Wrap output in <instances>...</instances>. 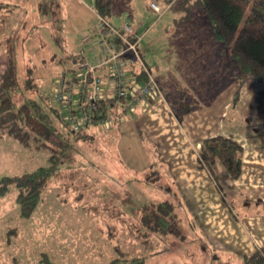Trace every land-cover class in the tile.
<instances>
[{
	"label": "rangeland",
	"instance_id": "374dc122",
	"mask_svg": "<svg viewBox=\"0 0 264 264\" xmlns=\"http://www.w3.org/2000/svg\"><path fill=\"white\" fill-rule=\"evenodd\" d=\"M171 1L166 4L165 0H112L111 14L108 17L116 26L127 22L136 30L139 36L138 50L142 58L148 66L153 69L156 67L158 74L162 76L174 73L179 66L196 57L206 43L213 41L208 17L198 0ZM0 2L8 3L11 9L9 20L1 27L0 50L6 54V48L10 45L14 50L18 82L15 98H28L40 106H43L44 100L48 107L61 115L63 109L55 96V87L61 74L67 73V77H70L73 69L76 74L82 72L73 67L71 56L82 53L89 55V45L82 42V39L91 34L96 24L93 0ZM151 2H155L163 10L161 15L152 10ZM8 40L10 43H6ZM220 57L219 68L227 76H234L237 68L228 53ZM139 68L135 63L134 69ZM204 85L202 88L200 84L192 88L184 98L185 102L192 106H202L206 100L212 102L221 88L208 80ZM168 108L164 106L161 113L164 124L170 118L169 115L176 117L174 107L170 105ZM180 116L178 122L183 124L186 114L181 113ZM49 118L57 131L70 143L69 153L73 164L70 162L69 167L62 165L60 171L63 178L48 185L44 192L66 205L71 210V215L80 217V225L84 227H70L77 230L79 237H94L108 244L101 235V230L118 244L121 251L128 252L130 257L144 256L145 264H216V256L217 259H223L205 242L195 239L198 233L184 215L179 197L177 194L169 195L166 190L170 183L169 167L160 160L150 138V135L156 134L157 126L148 123L146 128H142L141 120L138 122L140 115L125 114L121 120L112 119L107 127L102 123L97 126L90 124L88 133L94 132L93 139L88 135L86 139H82L75 137L71 129L54 113H49ZM198 147V144L191 147V154L195 158ZM49 154L50 150L47 148L23 146L9 135L6 127L0 125V184L5 177L18 176L31 172L38 166L47 165ZM176 154L182 155V148L177 149ZM107 159L108 162L105 163ZM216 163L220 164L219 161ZM92 169L96 171L98 178L96 193L93 187L91 194L88 193L84 179H79L75 188L71 185L72 179L68 174L74 175L78 170L79 174L88 173ZM103 177L107 178L106 182L112 183L109 186L117 184L118 190L110 189L111 187L108 190L112 193L119 192L118 210L110 208L113 206L112 202L101 200L107 192L104 191L103 194L100 188ZM16 193L15 184L10 182L4 194L0 195V264H46L40 261L42 256H46L52 263L60 264L50 252L51 246L56 244L55 240L52 239L54 244H51L45 237L52 230L42 229L52 222L51 215L41 217L39 212L33 211L29 217L18 216ZM79 195L86 198H79ZM98 197L100 199L96 202ZM165 200L172 203L175 219L178 218L173 223L177 234H162L149 227L148 217L152 216L151 221L154 223L157 206ZM88 203H92V207L97 209H92ZM72 222L75 223L74 220ZM9 229H13L14 233H6ZM54 236L56 235H51V238ZM199 236L200 234L197 237ZM7 238L10 240L5 244ZM76 255L83 257L84 253ZM85 258L86 256L81 261L74 257L73 260L65 259L64 262L106 263L100 258L96 262Z\"/></svg>",
	"mask_w": 264,
	"mask_h": 264
},
{
	"label": "crops",
	"instance_id": "0c3cea01",
	"mask_svg": "<svg viewBox=\"0 0 264 264\" xmlns=\"http://www.w3.org/2000/svg\"><path fill=\"white\" fill-rule=\"evenodd\" d=\"M220 56L213 39L204 45L196 57L189 59L168 76L158 74L156 67L153 69L145 61L149 72L163 90L164 98L146 99L138 103L134 111L125 114L140 115L138 122L141 120L142 128H146L148 123L157 126L156 134L150 135V138L160 160L169 167L170 183L166 190L169 195L177 194L179 197L184 215L194 231L200 234L199 237L196 234L195 239L205 242L223 258L220 260L216 256L214 263L243 264L244 255L264 247V83L247 78L240 84L237 71L229 77L219 68ZM6 63V54L0 50V73ZM207 80L221 88L212 102L206 100L203 107L193 106V110L186 113L183 124L171 115L166 124L161 121L164 106H173L177 98L187 97L188 92L198 84L202 85L200 88L204 87ZM236 94L238 97L234 101ZM89 125L85 133L93 139L94 132L88 133ZM213 136H224L242 146V173L237 179L231 178L220 162L213 165L214 177L206 169L198 167L197 152L195 158L191 154V147ZM179 148H182V155L176 154ZM104 162L107 163L108 159ZM95 172L93 169L82 174H79V170L74 172L70 178L71 185L75 188L79 179H84L88 193L91 194L92 187L96 193L98 178ZM102 180L105 186L102 184L100 188L103 194L107 191V196L101 197V200L112 202L110 208L118 210L119 192L108 190V187L118 190L117 184L109 186L111 182H106V177ZM97 195L100 196V193ZM88 204L91 207L93 205ZM35 212H39L41 217L51 215L52 222L42 229L52 230L45 237L51 244L55 240L56 244L51 246L50 252L60 264H69L70 261L65 263L64 260H73L74 257L82 261L86 256V260L94 262L100 258L106 263L114 257L113 250L103 240L79 237L76 229H70L71 226L84 227L80 225V217L71 215L66 205L45 192L41 194ZM51 235L56 236L51 238ZM79 252H83L84 256H77Z\"/></svg>",
	"mask_w": 264,
	"mask_h": 264
},
{
	"label": "trees",
	"instance_id": "16d2710c",
	"mask_svg": "<svg viewBox=\"0 0 264 264\" xmlns=\"http://www.w3.org/2000/svg\"><path fill=\"white\" fill-rule=\"evenodd\" d=\"M165 2L170 4L172 1L165 0ZM198 2L206 12L212 38L217 43L219 53L221 55L228 53L231 62L235 64L238 82L242 84L247 78L253 77L264 83V0H198ZM111 7L112 0H93L94 12L107 19L111 14ZM10 10L8 4L0 2V36L2 25L9 20ZM83 42L89 45V55L86 56L83 53L72 55L73 63L87 58L91 60L90 44L86 41ZM6 43H10V40ZM6 59V66L0 73V125L6 127L9 135L17 139L23 146L50 150L47 165L38 166L33 171L18 176L5 177L0 184V195L4 194L10 182L15 184L17 215L26 218L34 211L40 201L41 194L48 185L63 178L60 171L61 166L66 164L69 167L72 156L69 153L70 143L67 138L57 131L49 118V113H54L66 126L61 115L53 108L48 107L44 100L43 106H40L28 98L22 100L15 98L14 92L18 82L14 50L11 45L6 48ZM138 79L145 81V74H139ZM237 97L236 94L234 101ZM184 98L181 96L174 101L173 111L177 119L181 117V113L186 114L193 110V106L185 102ZM103 103H105L104 100L101 101V104ZM125 113L120 108H114L111 111L105 110L102 105L94 113L95 119L99 122H90L89 124H99L105 117H108L110 121L112 119L121 120ZM87 126L81 132L74 133V136L86 139L85 129ZM242 152V146L232 139L224 136L205 138L197 149L198 167L206 169L214 177L213 165L219 161L230 177L237 179L242 173ZM68 175L71 177L72 174ZM60 200L63 199L60 197ZM173 209L172 203L166 200L162 201L158 204L157 215H155L156 219H159H155V222L152 223V216L148 217L149 227L162 234H169V232L177 234L173 223L178 221V218L175 219ZM99 231L114 252V257L104 264H145L144 256L130 257L128 252L121 251L118 244L104 235L101 230ZM6 233H14V230L9 229ZM9 240L7 238L5 244ZM40 261L46 264H55L50 262L46 256H42ZM243 264H264V247L256 248L253 252L244 255Z\"/></svg>",
	"mask_w": 264,
	"mask_h": 264
},
{
	"label": "built area",
	"instance_id": "2783aa9c",
	"mask_svg": "<svg viewBox=\"0 0 264 264\" xmlns=\"http://www.w3.org/2000/svg\"><path fill=\"white\" fill-rule=\"evenodd\" d=\"M154 12L163 10L155 2L150 3ZM96 24L83 41L90 44V59L75 61L74 67L82 69L79 74L60 75L55 87V96L63 112L62 120L75 134L81 132L95 119V112L104 105L105 110L120 108L134 111L136 105L146 99H163L164 94L155 78L149 72L145 60L138 50L139 36L127 22L116 26L107 18L96 14ZM140 68L134 69V64ZM145 74V81H139V74ZM104 100L105 103L101 104ZM107 127L108 117L101 120Z\"/></svg>",
	"mask_w": 264,
	"mask_h": 264
}]
</instances>
